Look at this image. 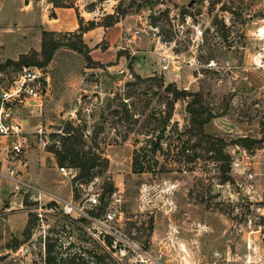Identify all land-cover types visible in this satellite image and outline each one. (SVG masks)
<instances>
[{
    "label": "rangeland",
    "instance_id": "obj_1",
    "mask_svg": "<svg viewBox=\"0 0 264 264\" xmlns=\"http://www.w3.org/2000/svg\"><path fill=\"white\" fill-rule=\"evenodd\" d=\"M53 8H63L61 18L67 17V8L77 16L84 10L83 25L103 22L107 14L118 11L124 33L146 20L159 41L167 44L160 48L144 36L136 39L135 44L147 40V51L157 57L149 62L153 74L146 76L198 92L214 115L202 130L224 139L223 151L230 159L235 138L246 136L258 142L244 147L249 155L235 167L243 172H232L230 160L227 172L222 173L223 162L204 153L188 162L174 147L164 162L157 155L167 170L131 172L136 135L130 131L120 141L119 122L114 124L107 110L102 116L100 112L134 74L146 77L131 65L136 46L122 49L120 43L118 54L105 62L109 54H100L103 39L88 46L81 38L79 51L64 44L77 43L78 38L63 36L67 31L55 32L61 44L41 66L47 77L42 109L25 113L27 128L40 125L47 145L52 142L49 133L57 132L61 121L74 118L81 109L86 114L85 133L92 126L97 131L95 141L107 165L101 170L98 166L100 172L90 181H73L76 171L74 175L61 172L46 145L42 149L37 138L29 135L14 167L45 195L29 191L12 197L8 184L0 182V264H42L47 237H56L62 247L70 242V250L81 251L82 246L97 250L92 240L105 247L103 235L111 237L110 254L119 264H264V192L260 194L264 184V0H0V65L39 51L40 22L54 16ZM174 14L177 26L170 21ZM184 15L190 18L180 24ZM196 24L202 30V42L191 34ZM163 48L175 56L174 66L165 72L158 68V52ZM21 66L8 64L0 69ZM155 99L150 105H156ZM183 107L182 101H176L171 112L170 122H176L179 130L186 123ZM173 143L177 145L175 138ZM179 163L189 169L177 170ZM221 175L228 178L221 181ZM46 194L70 200L76 210L63 214L61 204ZM89 197H95L98 204L89 205ZM28 218L26 235L23 229Z\"/></svg>",
    "mask_w": 264,
    "mask_h": 264
},
{
    "label": "trees",
    "instance_id": "obj_2",
    "mask_svg": "<svg viewBox=\"0 0 264 264\" xmlns=\"http://www.w3.org/2000/svg\"><path fill=\"white\" fill-rule=\"evenodd\" d=\"M119 15L120 12L115 11L114 14H107L103 22L87 21L85 25H83L82 19L76 15L78 27L75 31L65 32L63 36H75L78 41L77 43L66 41L64 44L71 49L80 51V46L83 45L82 32L94 26H110L118 21ZM55 34L53 31L41 30L38 52H32L31 55L21 54L16 61L6 60L0 65V68H4L8 64L17 67L25 64L45 65L54 50L61 44ZM37 56L40 59H37ZM86 59L88 62H92L88 55ZM139 84H144V87L140 89ZM154 96L156 105H150ZM176 101L184 103L186 123L180 130L177 129L176 122H170L171 112ZM160 104L163 106L162 109L158 108ZM104 110H107V115L113 119L114 124L119 122L120 127L116 131H120V141L126 140L130 131L136 135L133 139L134 146L130 157L131 172L167 170L161 161L169 159L168 153L171 147L177 148L176 152L184 156L185 160L188 159V162L201 158V154L204 153L208 158L223 162L220 170L222 173L227 172L231 159L223 151L226 145L224 139L202 130L203 125L214 115L204 106L198 92H189L178 88L172 82L164 83L161 77H140L134 74L133 80L125 82L120 93L115 92L106 100L101 108V116ZM91 115L92 113H88L87 117H92ZM85 117L86 114L81 109H77L74 118L61 121L57 132L49 133L48 136L52 142L45 146V150L53 155L59 166L64 165L76 171L72 177L73 181L80 179L81 181H90L107 165V160L102 156L98 143L95 141L97 131H94L92 126L90 131L85 133L87 121ZM174 138L177 145L173 143ZM257 142L256 139L246 136L237 137L233 141L236 146L243 148H248ZM157 155L162 159L159 163ZM186 164L188 163L186 162ZM98 166H100V170ZM176 168L177 170L189 169L188 165H183V163H179ZM221 176V181L228 178L227 175ZM79 185H82V182H79ZM111 190L112 187L109 185L107 192L110 193ZM33 215L31 213V216ZM72 222L74 223V221ZM29 226L30 218L27 219V224L23 229L26 235L29 232ZM75 227L80 229L77 225ZM102 241L105 247L92 240V244L97 250L82 246L80 251L79 249L70 250L72 245L70 242L62 247L56 237H47L44 242L42 264H119L110 254L111 237L103 235Z\"/></svg>",
    "mask_w": 264,
    "mask_h": 264
},
{
    "label": "built area",
    "instance_id": "obj_3",
    "mask_svg": "<svg viewBox=\"0 0 264 264\" xmlns=\"http://www.w3.org/2000/svg\"><path fill=\"white\" fill-rule=\"evenodd\" d=\"M189 15H184L182 21L185 23L189 19ZM174 25L177 26V14H174ZM191 34L199 41L202 42V30L198 24L192 25ZM144 36L149 41L159 43V47H165L167 44L159 41V35L154 27H151L146 20H142L138 25L120 34L119 43L123 48H131L135 45L138 37ZM132 53V51H131ZM173 57H175L168 48H163L158 52V59L160 63V70L166 71L169 66H174ZM47 77L43 72V68L36 64H25L17 70L0 69V182L7 183L9 186V193L12 197H18L22 193L35 191L37 195H45V192L37 189L25 181L22 175L11 165L13 162H20V155L23 149L27 146L28 136L34 135L37 138V144L43 149L47 141L44 137V129L40 125H34L32 129H28V117L25 113H32L33 111L40 110L41 100L44 94L45 82ZM233 150L237 155H235ZM232 172L239 171L236 164H240L241 159H246L249 154L243 147L234 145L231 149ZM23 162V161H22ZM61 172H69L74 175V169L58 167ZM238 171H237V170ZM250 177V175H248ZM264 182V179H261ZM252 187L251 184L248 185ZM264 192V184L260 186V194ZM48 195L49 200L59 202L63 214H70L76 208L71 204L70 200H57L54 196ZM97 200L95 197L88 198L89 205H95ZM106 218H111L109 213H105ZM111 227L107 232L111 233Z\"/></svg>",
    "mask_w": 264,
    "mask_h": 264
},
{
    "label": "crops",
    "instance_id": "obj_4",
    "mask_svg": "<svg viewBox=\"0 0 264 264\" xmlns=\"http://www.w3.org/2000/svg\"><path fill=\"white\" fill-rule=\"evenodd\" d=\"M170 1L174 3L181 2V0H170ZM60 10L57 11L56 8H53L54 16L44 21H41L40 25L42 26V28L40 26V29L54 31V32L76 30V28L78 27V24H77L76 15L74 14L73 9L71 8L66 9L65 11L67 12L66 18L60 17V15L62 14ZM86 14H88V12H86ZM79 15H80L79 16L80 18H83L84 20H86V16L84 15V10L82 11V13H79ZM92 19L95 20L97 18H92ZM122 26H123L122 20H120L119 18L117 22L113 23L110 26H106V27L94 26L92 28L85 30L84 32H82L81 38L83 39V42L87 44L88 46H94L96 42H98L100 39H103L104 48H102V50L101 51L99 50V51H100V54H104V53L109 54L108 59L105 60V62H107L116 55L117 51L120 50V46H119L120 43L118 41V37H119V33L121 34L122 32V29H123ZM93 36H95V38H92L93 43L90 44L89 39L90 37H93ZM146 41L147 40L142 38L139 42H137V44H135L137 49L135 50V55L132 57V63H131L132 68L136 72H138L140 75H144V76L153 74L149 72L150 70L148 68L149 62H151L154 58L155 60H157V57L155 56L153 52L147 51ZM154 49H156V47ZM93 50H96V47ZM119 58L120 56H118V59ZM154 70H158V69L154 68ZM41 109H42V100H41V107L39 110L40 112H41ZM28 129H32V127ZM16 163L17 162H13L12 164L16 165ZM2 164H3V161H2Z\"/></svg>",
    "mask_w": 264,
    "mask_h": 264
}]
</instances>
